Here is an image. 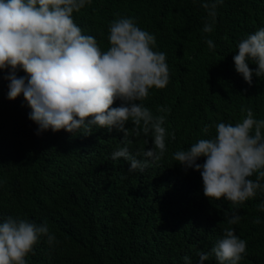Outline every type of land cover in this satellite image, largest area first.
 Masks as SVG:
<instances>
[{"label":"trees","instance_id":"trees-1","mask_svg":"<svg viewBox=\"0 0 264 264\" xmlns=\"http://www.w3.org/2000/svg\"><path fill=\"white\" fill-rule=\"evenodd\" d=\"M212 2L92 0L73 13L82 34L94 36L102 51L109 47L108 25L119 14L134 18L155 36L154 51L166 53L170 81L163 89H150L144 101L153 115H165L164 127L175 139L166 137L165 157L142 173H130L124 158L111 159L123 147L124 133L116 128L93 127L88 135L48 129L38 135L23 94L8 99L7 72L0 70V223L9 216L46 223L56 237L49 245L41 236L25 257L27 264H185V256L200 264L199 252L209 253L203 264H218L211 248L225 228L247 243L238 264H264V211L258 210L264 192L238 206L224 198L211 200L200 194L196 170L168 162L171 150L215 135L214 115L198 108L228 109L233 119L251 109L255 119L264 118V76L253 74L249 86L233 60L238 41L264 27V0H222L214 30L203 33L212 18L202 5ZM249 67L257 65L249 62ZM17 75L26 73L20 69ZM158 107L168 111L160 113ZM129 139V152L144 159L139 153L152 146L151 135ZM234 210L241 219L230 225ZM257 218L260 223H253Z\"/></svg>","mask_w":264,"mask_h":264},{"label":"clouds","instance_id":"clouds-1","mask_svg":"<svg viewBox=\"0 0 264 264\" xmlns=\"http://www.w3.org/2000/svg\"><path fill=\"white\" fill-rule=\"evenodd\" d=\"M91 2L0 0V70L7 72L3 77L9 81L7 96L14 100L23 94L32 110L29 119L38 125V135L48 129L85 135L93 127L122 131L123 147L113 151L111 159L124 158L130 162V173H142L165 157L166 137L175 139V132L164 127L165 115H153V107L144 101L150 89H163L170 81L166 53L154 51L155 36L139 28L134 18L119 14L108 25L109 47L102 51L96 38L82 34L73 19V13ZM219 3L222 0L202 5L212 18L204 24L203 33L214 30ZM205 42L210 49L215 48L211 39ZM236 49L235 70L251 86L253 74L264 76V27L241 38ZM249 62L257 67L250 68ZM20 69L26 75L18 76ZM116 100L120 106L111 107ZM198 110L214 115L215 135L171 150L168 162L196 170L200 194L211 200L224 198L238 206L255 197L257 191L264 192V118L255 119L251 109L242 110L247 115L242 112L238 119H233L228 109ZM157 111L166 113L168 109L158 107ZM129 122L131 130L125 127ZM210 127L206 125L203 132L208 133ZM141 133L151 135L152 146L139 153L144 159H137L129 152V136ZM201 157L204 161L198 163ZM254 174L256 179H249ZM258 210L264 211V202ZM240 219L234 210L227 222L233 225ZM253 223H260L259 218ZM41 236L49 245L56 241L46 223L37 225L9 216L0 223V264H27L25 257ZM246 247L233 228H225L211 254L218 264H238L247 254ZM198 255L200 264L209 258V253ZM184 261L191 264L188 256Z\"/></svg>","mask_w":264,"mask_h":264}]
</instances>
